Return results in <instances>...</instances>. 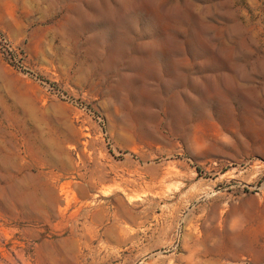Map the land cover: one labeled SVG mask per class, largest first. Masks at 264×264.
Instances as JSON below:
<instances>
[{"label":"rangeland","instance_id":"obj_1","mask_svg":"<svg viewBox=\"0 0 264 264\" xmlns=\"http://www.w3.org/2000/svg\"><path fill=\"white\" fill-rule=\"evenodd\" d=\"M0 264H264V0H0Z\"/></svg>","mask_w":264,"mask_h":264}]
</instances>
